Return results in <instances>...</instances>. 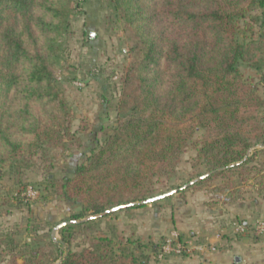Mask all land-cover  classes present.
Returning <instances> with one entry per match:
<instances>
[{"label": "trees", "instance_id": "16d2710c", "mask_svg": "<svg viewBox=\"0 0 264 264\" xmlns=\"http://www.w3.org/2000/svg\"><path fill=\"white\" fill-rule=\"evenodd\" d=\"M74 1L0 0V168H31L35 156L47 162L54 149L82 146L58 78ZM108 4L112 22L134 42L117 124L73 176L48 178L61 200L82 208L66 222L104 216L63 226L59 240L35 236L28 252L6 264H150L167 238L143 243L120 237L114 226L111 237L96 236L101 219L156 206L160 201L148 203L156 197L153 183L175 174L198 131L204 135L196 161L206 168L199 178L207 177L178 187L180 195L243 175L264 153V98L240 72L243 65L264 76V0ZM120 206L129 207L106 215ZM76 235L87 237L88 247L72 250Z\"/></svg>", "mask_w": 264, "mask_h": 264}, {"label": "rangeland", "instance_id": "374dc122", "mask_svg": "<svg viewBox=\"0 0 264 264\" xmlns=\"http://www.w3.org/2000/svg\"><path fill=\"white\" fill-rule=\"evenodd\" d=\"M109 1L75 0V12L71 18L73 28L63 44V69L58 78L71 106V130L81 138V148L54 149L47 162L42 155L35 156L32 167L27 169L0 168V264H6L12 254L28 252L26 245L35 236L51 234L56 226L70 220L82 209L79 205L61 200L50 188L48 178L73 176L76 167L86 163L91 151L98 148L105 134L117 124V106L123 81L132 62L128 52L134 42L120 24H114L110 19L113 11ZM256 14L259 11L252 12L253 16ZM249 22L250 19L240 21L241 30ZM92 33H95L94 39L91 38ZM240 72L247 82L257 86L264 98V76L243 65ZM203 135L202 130L198 131L181 156L172 177L155 180V196L196 181L206 172V168L196 161ZM263 178L264 153L249 165L243 175L229 181L216 179L202 189L211 192L216 188H228L234 199L243 194V201L247 198L264 200ZM29 187H33L37 194L27 195ZM177 198H180L179 193L161 200L156 206L149 205L128 214L122 212L103 218L100 231L94 235L111 237L108 227L114 226L120 237L134 236L143 243L161 244L171 235L173 217L170 212ZM256 219H264V216ZM154 224L163 225V229ZM230 231L238 240L248 238L252 243L261 241L263 237L254 232L237 235L234 228ZM56 239H60L58 233ZM183 239V243L191 241L188 237ZM87 240L83 235H76L71 243L72 250L81 251L88 247ZM188 246L195 250L192 242ZM190 253L191 249L187 254ZM175 257L182 256L159 254L152 257L150 264H164Z\"/></svg>", "mask_w": 264, "mask_h": 264}, {"label": "crops", "instance_id": "0c3cea01", "mask_svg": "<svg viewBox=\"0 0 264 264\" xmlns=\"http://www.w3.org/2000/svg\"><path fill=\"white\" fill-rule=\"evenodd\" d=\"M230 193L228 188H216L179 194L170 212V234L188 237L195 250L164 264H264V236L252 243L248 238L238 240L230 231L237 222L260 220L256 217L264 216V200L243 201V194L234 199ZM154 225L163 229V225Z\"/></svg>", "mask_w": 264, "mask_h": 264}, {"label": "built area", "instance_id": "2783aa9c", "mask_svg": "<svg viewBox=\"0 0 264 264\" xmlns=\"http://www.w3.org/2000/svg\"><path fill=\"white\" fill-rule=\"evenodd\" d=\"M86 1V0H80ZM37 192L29 187L27 189V195H36ZM234 232L237 235H246L251 232H254L258 236H264V219L256 220L254 222H237L234 224ZM191 242H181L180 236L178 233L171 234L170 237L167 238L165 245L162 248L161 255H181L183 253H188L191 249Z\"/></svg>", "mask_w": 264, "mask_h": 264}, {"label": "water", "instance_id": "95a60500", "mask_svg": "<svg viewBox=\"0 0 264 264\" xmlns=\"http://www.w3.org/2000/svg\"><path fill=\"white\" fill-rule=\"evenodd\" d=\"M91 38H92V39L95 38V33H92V34H91ZM206 177H207V175H206V176H203V177H201V178H199V179L196 180V181H192V182H190L189 184H186L185 186H183V189L188 188V187L191 186L193 183H195V182H197V181H199V180H202V179H204V178H206ZM178 192H179V189H176V190L171 191V192H169V193H166V194H163V195H160V196H156L155 198L149 200L148 203H153V202H156V201H161V200H163V199H165V198H167V197H170V196H172V195L177 194ZM128 207H129V206H120V207L113 208V209H111L110 211H108V212L106 213V215H109V214H113V213H116V212L123 211L124 209H126V208H128ZM103 216H104V214H103V215H100V216H97V217H88V218H86V219H84V220H81V221L63 222V223L59 224L58 226H56V227L53 229V231H52V233H51V236H52L53 240L55 241V240H56L57 233L59 232V230H60L63 226L70 225V224H77V223H80V222H86V221H88V220L95 219V218H99V217H103Z\"/></svg>", "mask_w": 264, "mask_h": 264}]
</instances>
